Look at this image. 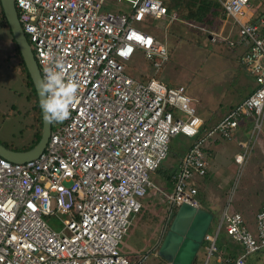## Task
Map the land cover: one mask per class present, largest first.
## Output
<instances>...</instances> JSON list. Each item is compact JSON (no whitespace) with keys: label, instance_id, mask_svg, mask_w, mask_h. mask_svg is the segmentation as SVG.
Returning <instances> with one entry per match:
<instances>
[{"label":"built area","instance_id":"obj_1","mask_svg":"<svg viewBox=\"0 0 264 264\" xmlns=\"http://www.w3.org/2000/svg\"><path fill=\"white\" fill-rule=\"evenodd\" d=\"M110 1L13 0L41 80L50 66L45 54L51 50L80 89L70 118L50 123L36 158L10 162L0 157V264H142L146 254L118 251L141 199L157 196L164 206V229L180 204L199 206L195 181L207 172L206 141L231 138L243 119H250L248 141L260 134L264 9L255 13L250 0H216L220 26L199 28L212 43L240 48L236 62L254 84L216 123L204 127L184 88L154 76L168 59L166 45L133 26L150 23L148 17L168 16L190 26L194 21L180 19L162 0H113L126 10L104 11L103 3ZM137 53L150 74L135 77L126 69ZM177 134L192 142L165 192L150 182L149 172L166 158ZM248 141H238L240 150L233 155L239 171L249 153ZM48 216L60 218L62 227H50L44 219ZM220 230L242 248L224 261L249 264V254L264 250V202L254 214L252 230L238 211L226 206L214 233L203 235L208 254L215 250ZM158 238L150 249L153 256Z\"/></svg>","mask_w":264,"mask_h":264},{"label":"rangeland","instance_id":"obj_2","mask_svg":"<svg viewBox=\"0 0 264 264\" xmlns=\"http://www.w3.org/2000/svg\"><path fill=\"white\" fill-rule=\"evenodd\" d=\"M209 1L211 4L213 1L218 4L216 0ZM162 2L166 4V0ZM260 2L250 0V8L255 13L264 9V4ZM103 5V10L110 12L127 8L124 3L113 0L104 2ZM218 12L220 15V10ZM176 13L180 19L194 21L192 23L195 26L187 25L184 20H170L168 16L148 17L150 23L146 22V26L137 22L133 26L155 35L159 42L166 45L168 59L156 78L167 85L182 86L204 127H210L248 93L253 82L236 62L239 47L229 48L224 43H212L207 37L208 30H215L220 26L221 16H217L218 22L215 20L217 23L211 25L212 22H199L194 18L183 17L182 9ZM200 27L207 31L200 30ZM226 33L225 30L224 35ZM10 37L8 29L0 23V143L19 151L32 144L34 125L30 113L32 104L21 79L24 75H19L15 66L16 59H7L13 57L10 53L13 50ZM126 65V69L135 77L138 73H151V68L140 53ZM250 131V119H243L231 138H218L213 142L208 140L204 144L207 166L213 170L212 177L215 181L206 176L198 178L197 195L194 198L201 209L211 211L212 219L207 233H214L220 213L226 206L238 211L252 230L254 213L264 201V118L259 136L248 141L246 138ZM238 141H248L249 151L240 171L233 163V155L240 150ZM191 142L192 138L182 134L171 138L170 152L160 165L162 173L176 168L177 160ZM149 180L162 191L167 192L169 189L163 176L158 173L149 172ZM141 202L142 206L133 215L118 245V251L125 255L146 254L142 264H167L150 251L160 232L165 233L168 228L160 226L164 206L157 196L144 197ZM44 219L55 230L62 227L60 218L48 216ZM217 238V243L227 246L235 256L239 253L240 247L222 230L218 232ZM207 248L208 244L205 243L199 246L191 264H226L224 254L215 250L208 254ZM247 260L250 264H264V250L251 255Z\"/></svg>","mask_w":264,"mask_h":264},{"label":"water","instance_id":"obj_3","mask_svg":"<svg viewBox=\"0 0 264 264\" xmlns=\"http://www.w3.org/2000/svg\"><path fill=\"white\" fill-rule=\"evenodd\" d=\"M0 8L11 37L17 46L26 72L33 85L40 109L41 129L38 141L24 151L7 149L0 143V157L10 162H24L36 158L43 150L50 131V123L40 107L39 83L41 77L28 42L17 21L13 0H0ZM211 221V214L201 208L182 203L160 240L156 254L167 264H191V260Z\"/></svg>","mask_w":264,"mask_h":264},{"label":"trees","instance_id":"obj_4","mask_svg":"<svg viewBox=\"0 0 264 264\" xmlns=\"http://www.w3.org/2000/svg\"><path fill=\"white\" fill-rule=\"evenodd\" d=\"M164 5L166 6L168 11L175 12V10H176V12H177V10L182 9V11H184V14H182L183 17L186 16L188 18H194V19H196L199 22H207V23L208 22L209 23L212 22L211 25L214 24L215 20L218 22V20L216 19L217 16L218 17L221 16V15H219V12H218L219 9H220L219 5L216 4L214 1H213V4H211V2L209 0H183V1H181V0H166V4H164ZM217 22H215V23H217ZM0 23H3V25L8 29V25L6 24V22L4 20V17L2 15L1 8H0ZM8 32H9V29H8ZM9 34H10V32H9ZM10 36H11V34H10ZM10 39H11L12 44H13V50H11L10 53L12 54L13 57H11V58L7 57V59H11V60L16 59V65L15 66H16V68L18 70L19 75H21V76H22V74L24 75V76L21 77V79H22L24 85L26 86V88L28 90L27 98L28 99L30 98V101H31V104H32L31 112H30L32 120H33L32 124L34 125L33 136H32V144L27 146V147H25V148H23V149H21V150H19V151H24V150L30 149L38 141V139L40 137V129H41L40 109H39V106H38L37 97H36L33 85L31 83V80H30L27 72H26V69H25L24 64L22 62V59H21V56H20L19 51L17 49V46L15 45L12 37H10ZM154 76L156 77L157 73ZM250 81H251V79H250ZM169 86H171V85H169ZM253 87H254V84L251 85L249 89L251 90ZM250 90H248V92ZM3 146L6 147L7 149H10V148H8L5 145H3ZM11 150L16 151L15 149H11ZM169 152H170V142H169L167 155L169 154ZM180 158H179V160H177V164L180 161ZM160 165L154 170V172L162 175L163 176V180L166 182V185L169 186L171 184V177L174 174V172L176 171L177 166L173 170L169 169V170L164 171V173H162V166H160ZM175 211H176V208H174L172 214H174ZM171 219H172V217H171ZM171 219H170V222H171ZM168 226H169V224H168ZM217 239L218 238L216 236V238L214 240V247L216 248L215 251H218L219 248H221V246H224V249H226V255H227V256L225 255L226 259H233L235 254L233 252H231L230 250H228L227 246H225L223 244H220V243H217ZM204 243L207 244L208 242L203 239V240H201L199 246L203 245ZM238 246L240 247L239 252L242 251L241 246L240 245H238ZM260 251H256V252H254L252 254H249L247 257H250L251 255H256ZM192 260H191V262H192ZM224 262L226 264H232V262H226V261H224ZM248 263H249V261H248Z\"/></svg>","mask_w":264,"mask_h":264},{"label":"clouds","instance_id":"obj_5","mask_svg":"<svg viewBox=\"0 0 264 264\" xmlns=\"http://www.w3.org/2000/svg\"><path fill=\"white\" fill-rule=\"evenodd\" d=\"M45 59L50 66L45 69V76L38 85L40 107L49 123H62L70 118L71 110L78 103L80 83L68 75L62 59L57 58L51 50L45 54Z\"/></svg>","mask_w":264,"mask_h":264},{"label":"crops","instance_id":"obj_6","mask_svg":"<svg viewBox=\"0 0 264 264\" xmlns=\"http://www.w3.org/2000/svg\"><path fill=\"white\" fill-rule=\"evenodd\" d=\"M259 1H261L260 3H263L264 4V1L263 0H259ZM258 2V1H257ZM1 45V44H0ZM184 154V153H183ZM182 154V155H183ZM181 155V156H182ZM212 175H213V170H211V168L209 167V166H207V172H206V174H205V176L206 177H209V179L210 180H214L215 181V179L212 177ZM204 177V176H203ZM203 177H201V178H203ZM200 178V179H201ZM198 179V178H197ZM196 179V181H195V184H196V187H197V182H198V180ZM196 195H197V193H196ZM196 195H195V197H196ZM264 202V201H263ZM262 203V202H261ZM260 203V204H261ZM258 209V208H257ZM205 211H207V212H209L210 214H211V211H209V210H205ZM255 214V213H254ZM211 219H212V215H211ZM245 224H246V222H245ZM247 225V224H246ZM248 226V225H247ZM253 228V227H252ZM162 237V236H161ZM158 238V237H157ZM160 239L161 238H158V240L160 241ZM155 242H157V239H156V241ZM154 244L155 243H153L152 244V246H154ZM199 248V247H198ZM197 251V250H196ZM219 252H221L222 254H224V255H226V249H224V246H221V248H219V250H218ZM196 253V252H195ZM227 256V255H226ZM226 256H225V258H226Z\"/></svg>","mask_w":264,"mask_h":264}]
</instances>
